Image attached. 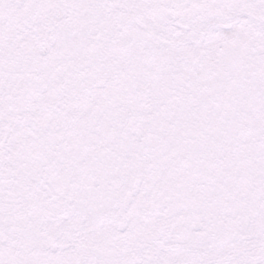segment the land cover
I'll return each mask as SVG.
<instances>
[{"label": "snow or ice", "instance_id": "obj_1", "mask_svg": "<svg viewBox=\"0 0 264 264\" xmlns=\"http://www.w3.org/2000/svg\"><path fill=\"white\" fill-rule=\"evenodd\" d=\"M0 264H264V0H0Z\"/></svg>", "mask_w": 264, "mask_h": 264}]
</instances>
